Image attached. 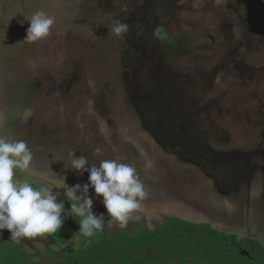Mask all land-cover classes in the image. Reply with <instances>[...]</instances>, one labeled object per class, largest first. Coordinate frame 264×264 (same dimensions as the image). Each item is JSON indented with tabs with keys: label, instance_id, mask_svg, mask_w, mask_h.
<instances>
[{
	"label": "rangeland",
	"instance_id": "rangeland-1",
	"mask_svg": "<svg viewBox=\"0 0 264 264\" xmlns=\"http://www.w3.org/2000/svg\"><path fill=\"white\" fill-rule=\"evenodd\" d=\"M41 11L55 18L49 36L24 41ZM0 137L32 152L15 178L55 187L60 201L63 182L89 183L69 153L89 168L132 165L148 196L126 229L89 188L111 234L168 217L262 229L264 0H0ZM21 243L50 264L64 250L49 253L48 237Z\"/></svg>",
	"mask_w": 264,
	"mask_h": 264
},
{
	"label": "clouds",
	"instance_id": "clouds-1",
	"mask_svg": "<svg viewBox=\"0 0 264 264\" xmlns=\"http://www.w3.org/2000/svg\"><path fill=\"white\" fill-rule=\"evenodd\" d=\"M24 41H39L47 38L55 18L44 12L35 13L29 20ZM128 26L116 21L112 31L121 35ZM100 150L97 149V152ZM71 156V169L83 175L89 173V183L68 186L63 182L66 199L70 202V212H65L63 201L58 200L60 193H53L55 187L34 188L28 182L16 179V173L30 169L33 155L24 140L9 141L0 137V232L7 230L13 242L21 244L23 238H47L59 232L65 217H75L80 225L76 234L92 237L104 228V216L93 213V199L89 188H94L96 197L103 198L108 215L126 229L132 214L141 207L148 192L141 182L136 169L127 163L114 159H102L97 167L85 156ZM61 189V188H60ZM138 218V217H136Z\"/></svg>",
	"mask_w": 264,
	"mask_h": 264
},
{
	"label": "trees",
	"instance_id": "trees-1",
	"mask_svg": "<svg viewBox=\"0 0 264 264\" xmlns=\"http://www.w3.org/2000/svg\"><path fill=\"white\" fill-rule=\"evenodd\" d=\"M63 202L65 212H70V202ZM79 231L78 220L68 215L59 232L48 236L53 244L65 247L57 264H264L259 244L241 242L207 223L168 217L152 231L111 234L105 224L92 237L76 234ZM0 264L48 263L31 259L18 243L0 239Z\"/></svg>",
	"mask_w": 264,
	"mask_h": 264
},
{
	"label": "crops",
	"instance_id": "crops-1",
	"mask_svg": "<svg viewBox=\"0 0 264 264\" xmlns=\"http://www.w3.org/2000/svg\"><path fill=\"white\" fill-rule=\"evenodd\" d=\"M66 201H68V200H66ZM94 213V212H93ZM95 214V213H94ZM256 222H257V220L256 219H254V218H248L247 220H246V223L250 226V225H253V227L254 226H256ZM106 226V225H105ZM211 226V225H210ZM212 226L214 227V228H217L218 230H220L221 232H224V233H226V234H233L236 238H237V240H239V241H241V242H246V241H248V240H251V241H254V242H256L257 244H259L260 245V247L262 248V250H264V224H263V228L262 229H259V230H257V228H255V229H253V230H247V228H246V231H241V230H239L238 229V227L236 228V227H234V226H232V227H226L227 225H222L223 227H220V226H218V225H215V224H212ZM107 227V226H106ZM143 230H144V228H143ZM146 231H148V230H146ZM117 232H124V231H117ZM114 233H116V232H114ZM113 233V234H114ZM129 233V232H128ZM76 237V236H75ZM0 239H3V240H5L4 238H1L0 237ZM48 239H49V237H48ZM7 240V239H6ZM9 241V240H8ZM49 241L50 242H52V240L51 239H49ZM12 242V241H11ZM22 244V243H21ZM52 245L51 246H48V247H51L52 248V251H53V249L55 248L54 246H58V245H55V244H53V242L51 243ZM23 245V244H22ZM59 246H61V245H59ZM22 247V246H21ZM64 247V246H63ZM23 248V247H22ZM24 249V248H23ZM64 249H65V247H64ZM25 250V249H24ZM51 251V252H52ZM64 251V250H63ZM51 252H49V253H51ZM63 253V252H62ZM62 253H61V255H62ZM30 257V256H29ZM61 257V256H60ZM59 260H60V258L58 259V262H59ZM39 262H41V261H39ZM43 262H45V263H48V264H50V262L49 261H43ZM57 262V263H58ZM57 263H55V264H57Z\"/></svg>",
	"mask_w": 264,
	"mask_h": 264
},
{
	"label": "flooded vegetation",
	"instance_id": "flooded-vegetation-1",
	"mask_svg": "<svg viewBox=\"0 0 264 264\" xmlns=\"http://www.w3.org/2000/svg\"><path fill=\"white\" fill-rule=\"evenodd\" d=\"M224 233V232H223Z\"/></svg>",
	"mask_w": 264,
	"mask_h": 264
}]
</instances>
